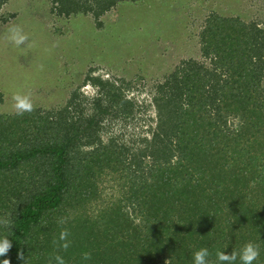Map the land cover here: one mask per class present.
Wrapping results in <instances>:
<instances>
[{
    "label": "trees",
    "instance_id": "trees-1",
    "mask_svg": "<svg viewBox=\"0 0 264 264\" xmlns=\"http://www.w3.org/2000/svg\"><path fill=\"white\" fill-rule=\"evenodd\" d=\"M54 1L99 19L124 0ZM200 43L204 59L155 84L140 119L132 82L91 74V98L76 88L62 109L0 114V235L12 241L0 261L194 264L207 248L209 264H229L218 250L242 264L253 242L264 264V28L211 13ZM131 118L145 125L127 140L114 125ZM104 182L115 198L90 215Z\"/></svg>",
    "mask_w": 264,
    "mask_h": 264
},
{
    "label": "rangeland",
    "instance_id": "rangeland-1",
    "mask_svg": "<svg viewBox=\"0 0 264 264\" xmlns=\"http://www.w3.org/2000/svg\"><path fill=\"white\" fill-rule=\"evenodd\" d=\"M55 5L54 0H8L0 11L7 18L0 23V114L18 111L17 94L41 110L62 109L76 88L91 98L97 93L85 81L91 74L132 82L127 92L143 108L140 119L155 84L182 60L204 59L200 33L211 13L240 16L264 28V0H124L99 19L91 12L59 15ZM13 26L27 36L20 45L9 38ZM153 112L152 107L148 115ZM139 119L114 130L129 140L145 125ZM102 184V195L87 204L90 215L117 193L111 183Z\"/></svg>",
    "mask_w": 264,
    "mask_h": 264
},
{
    "label": "clouds",
    "instance_id": "clouds-1",
    "mask_svg": "<svg viewBox=\"0 0 264 264\" xmlns=\"http://www.w3.org/2000/svg\"><path fill=\"white\" fill-rule=\"evenodd\" d=\"M10 32V40H12L16 45L22 44L26 39L27 36L23 34L22 29L19 26H13L9 29ZM16 100L15 107L18 109L19 113L22 114L24 111H32L33 105L27 96H21L19 94L14 96ZM67 232H61L60 239L65 241L62 245L63 248H68V243L66 241ZM12 246V241L6 235H0V256H3L5 253L9 251ZM261 249L260 246L253 242H247L241 253L239 254V258L242 261V264H253L254 261L260 256ZM210 253L207 248H201L200 250L194 253V264H209L207 257H209ZM90 257L89 253L84 254V258L88 259ZM216 258L219 262H232L236 261L237 253H233L232 255H227L223 251H217ZM57 264H65L64 258L60 255L55 257ZM0 264H10L9 259H3L0 261Z\"/></svg>",
    "mask_w": 264,
    "mask_h": 264
}]
</instances>
